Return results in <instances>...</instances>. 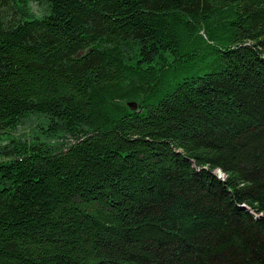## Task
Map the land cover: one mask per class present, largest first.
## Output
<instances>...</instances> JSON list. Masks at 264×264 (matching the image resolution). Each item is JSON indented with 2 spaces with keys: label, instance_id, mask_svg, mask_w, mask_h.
<instances>
[{
  "label": "trees",
  "instance_id": "16d2710c",
  "mask_svg": "<svg viewBox=\"0 0 264 264\" xmlns=\"http://www.w3.org/2000/svg\"><path fill=\"white\" fill-rule=\"evenodd\" d=\"M0 264H264V0H0Z\"/></svg>",
  "mask_w": 264,
  "mask_h": 264
},
{
  "label": "rangeland",
  "instance_id": "374dc122",
  "mask_svg": "<svg viewBox=\"0 0 264 264\" xmlns=\"http://www.w3.org/2000/svg\"><path fill=\"white\" fill-rule=\"evenodd\" d=\"M29 8H30V12L33 13L34 15H44L45 13H47V10H48L45 4H40L37 2H31L29 4ZM39 119L40 118L37 117L36 115L32 116L16 130L15 134H17L18 137L20 136V138H23L26 140L27 139L32 140L33 135L38 133V131H36L37 126L41 122V120ZM58 140L59 138L53 139V141H56V142Z\"/></svg>",
  "mask_w": 264,
  "mask_h": 264
},
{
  "label": "water",
  "instance_id": "95a60500",
  "mask_svg": "<svg viewBox=\"0 0 264 264\" xmlns=\"http://www.w3.org/2000/svg\"><path fill=\"white\" fill-rule=\"evenodd\" d=\"M131 108H137V103L136 102H130L129 103Z\"/></svg>",
  "mask_w": 264,
  "mask_h": 264
}]
</instances>
